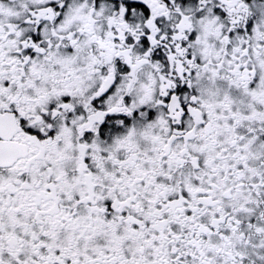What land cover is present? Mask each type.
<instances>
[{"label":"snow or ice","instance_id":"snow-or-ice-1","mask_svg":"<svg viewBox=\"0 0 264 264\" xmlns=\"http://www.w3.org/2000/svg\"><path fill=\"white\" fill-rule=\"evenodd\" d=\"M0 264H264V0H0Z\"/></svg>","mask_w":264,"mask_h":264}]
</instances>
